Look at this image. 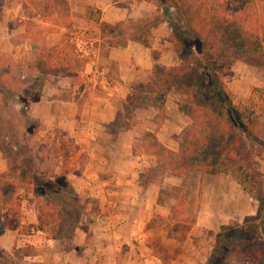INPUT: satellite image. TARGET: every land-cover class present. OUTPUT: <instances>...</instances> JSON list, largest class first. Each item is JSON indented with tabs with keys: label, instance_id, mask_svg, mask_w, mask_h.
<instances>
[{
	"label": "crops",
	"instance_id": "0c3cea01",
	"mask_svg": "<svg viewBox=\"0 0 264 264\" xmlns=\"http://www.w3.org/2000/svg\"><path fill=\"white\" fill-rule=\"evenodd\" d=\"M88 8L101 12L99 22L88 17ZM76 31L96 42L95 62L64 50ZM58 46L64 48L49 53ZM57 60L56 71L46 68ZM180 61L158 0H0V82L20 78L12 107L26 123L38 124L40 135L75 143L63 169L78 172L72 175L76 190L98 207L95 223L75 227L79 240L68 250L71 259L55 264H205L221 226L257 213L236 182L216 180L223 175L205 173L195 192L183 184L181 216L176 198L167 208L162 203V186L139 181L145 165L138 160L148 151L138 154L136 143L149 132L167 146L168 119L159 116V104L135 108L131 119L129 101L157 66ZM172 216L193 221L185 239L170 232ZM88 234L94 239L86 245ZM54 254L64 256L58 246Z\"/></svg>",
	"mask_w": 264,
	"mask_h": 264
},
{
	"label": "rangeland",
	"instance_id": "374dc122",
	"mask_svg": "<svg viewBox=\"0 0 264 264\" xmlns=\"http://www.w3.org/2000/svg\"><path fill=\"white\" fill-rule=\"evenodd\" d=\"M258 1L264 3V0ZM64 50L75 55L70 42ZM229 60H232L231 70L226 73L223 80L234 94V101L241 107L242 112L245 115L254 114L258 117V137L264 143V68L259 66L264 65V56L253 57L237 53ZM7 63L6 60L2 63L5 68ZM61 63L62 60H57L54 64L46 65V68H54L56 71ZM66 64L71 66L70 62H66ZM10 66L7 65L8 68ZM19 81L20 78L14 76L9 78L8 83L0 82V149H3V151L0 150L2 156L0 162H3V165H0V206L7 194L8 206L2 214L9 210L12 217H18L24 223L35 224L40 221L44 232H36L31 237H25L19 232L14 235L7 231L6 236L0 238V252H7L9 256H6L5 253L0 255V264L64 262L71 259L68 250L75 246L79 240V237L74 235L75 227L80 226L84 229V227L95 223L92 215L97 213L98 207L95 204L91 205L90 197L82 195L76 190L74 185L76 178L72 175H78V172L63 169V163L76 149L75 143L72 140L59 138L58 134L40 135L37 132L38 124L26 123L23 113L12 107V103L18 101L14 94L20 88ZM163 96H165V102L161 106L159 116L162 120L168 119L167 146L159 143L156 135L149 132L144 135L143 142L136 143L135 150L138 154L143 153L144 150L148 151V153L145 152V157L138 160L139 164L144 161L145 165V168L139 173V181L162 186L164 188L161 189L162 203L167 208L176 198V214L181 216L185 207L183 184L192 187L195 192L199 182L204 178L208 179V175L205 177V173L196 170L177 175V172L182 173L180 162L188 149L181 152V144L193 141V138L187 139L186 136L191 133V130H194V133L196 128H193L190 113L186 110V95L172 91ZM5 97L8 102L4 101ZM179 104L184 106L182 107L183 111L180 110ZM131 119H133L132 115ZM261 145L263 146L260 144L257 147L260 148ZM253 149L256 150V147L252 148V151ZM257 153L253 151L249 157L239 163L242 171L248 172L250 175L249 185L255 189L264 184V158L262 159ZM24 172H27L28 175L23 177ZM223 176L224 178L218 177L216 180L231 179L229 176ZM75 202L78 204L74 205ZM251 202L255 208L258 206L256 200L249 198V204ZM62 214L65 215L64 219L60 218ZM172 215H175V212ZM250 217H257V213ZM256 221L255 219L253 223ZM156 222L161 223L158 220ZM167 223L174 225L171 227V233L177 230L178 238L185 239L193 221L191 218L184 217L183 222L180 223L179 219L176 220L172 216ZM89 235L86 245L92 243L94 239ZM12 238L13 244L10 243ZM207 238L208 242L212 244L213 236L210 234ZM57 246L64 253L63 258H56L54 251L57 250ZM178 250L179 247L175 252ZM75 254L77 255L76 252ZM243 262L248 264L244 257L236 256L233 258L232 264H242Z\"/></svg>",
	"mask_w": 264,
	"mask_h": 264
},
{
	"label": "trees",
	"instance_id": "16d2710c",
	"mask_svg": "<svg viewBox=\"0 0 264 264\" xmlns=\"http://www.w3.org/2000/svg\"><path fill=\"white\" fill-rule=\"evenodd\" d=\"M158 4L172 30V42L181 61L175 67L157 66L149 80L136 86L127 115L131 117L137 107L164 105L163 95L169 92L186 95V110L196 131L191 130L193 134L186 136L193 138L191 143L181 144V152L188 149L181 158L182 173L177 172V175L190 170L226 175L258 202L257 217L247 216L220 227L205 264H232L236 256L244 257L248 264H264V184L256 189L250 186V175L243 172L239 164L253 151L264 158V143L258 137L259 119L242 112L223 80L231 70V56L237 53L264 56V3L258 0H158ZM87 15L96 22L101 19V12L91 8L87 9ZM63 48L58 46L49 53ZM259 66L264 68V65ZM179 107L183 111L184 106L179 104ZM260 144L263 146L258 148ZM254 147L256 150L252 151ZM25 175L28 173L24 172L23 177ZM6 196L0 206V235L7 231L27 236L44 232L40 221L24 223L12 217L9 210L2 214L8 206ZM64 217L62 214L60 218Z\"/></svg>",
	"mask_w": 264,
	"mask_h": 264
},
{
	"label": "built area",
	"instance_id": "2783aa9c",
	"mask_svg": "<svg viewBox=\"0 0 264 264\" xmlns=\"http://www.w3.org/2000/svg\"><path fill=\"white\" fill-rule=\"evenodd\" d=\"M70 43L74 48L75 54L86 60L88 63H93L97 57V46L96 42L83 32H73L70 38ZM101 72L99 75L101 76ZM90 79V77H89Z\"/></svg>",
	"mask_w": 264,
	"mask_h": 264
}]
</instances>
